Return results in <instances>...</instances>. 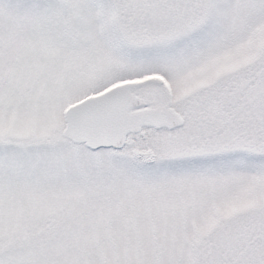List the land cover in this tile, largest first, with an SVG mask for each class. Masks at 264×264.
I'll return each mask as SVG.
<instances>
[{
  "label": "snow or ice",
  "instance_id": "obj_1",
  "mask_svg": "<svg viewBox=\"0 0 264 264\" xmlns=\"http://www.w3.org/2000/svg\"><path fill=\"white\" fill-rule=\"evenodd\" d=\"M0 264H264V0H0Z\"/></svg>",
  "mask_w": 264,
  "mask_h": 264
}]
</instances>
